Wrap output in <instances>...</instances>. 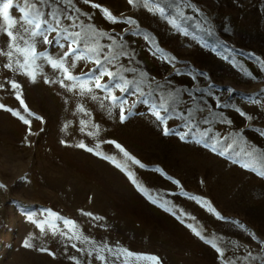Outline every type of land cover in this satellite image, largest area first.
I'll use <instances>...</instances> for the list:
<instances>
[{"label": "rangeland", "instance_id": "rangeland-1", "mask_svg": "<svg viewBox=\"0 0 264 264\" xmlns=\"http://www.w3.org/2000/svg\"><path fill=\"white\" fill-rule=\"evenodd\" d=\"M97 3L137 23L107 22L90 6ZM164 5L179 29L135 0L74 4L85 24L114 34V50L123 45L130 59L114 63L146 93L127 96L126 108L136 103L123 122L117 107L109 115L97 102L45 83L44 77L57 78L47 64L33 83L5 69L0 56V83L19 82L27 105L22 108L6 83L0 89V264H153L147 256L160 264H264V0H161ZM6 41L0 35V47ZM156 49L162 51L154 55ZM48 51L61 50L51 45ZM93 67L81 61L71 71ZM161 103L173 117L168 135L153 115ZM188 110L196 126L182 138L188 129L179 113ZM205 128L213 139L201 137ZM117 143L144 167L125 158ZM227 143L235 150L222 155ZM59 218L75 221L69 236L82 239L37 227L48 219L67 230ZM26 239L32 247L24 246Z\"/></svg>", "mask_w": 264, "mask_h": 264}, {"label": "snow or ice", "instance_id": "snow-or-ice-1", "mask_svg": "<svg viewBox=\"0 0 264 264\" xmlns=\"http://www.w3.org/2000/svg\"><path fill=\"white\" fill-rule=\"evenodd\" d=\"M76 2L77 0H0V35L7 37L6 43L0 47V56L4 57L7 61L3 64V67L13 74L27 77L34 83L37 75L41 74L39 72L41 64H47L54 70L57 78L50 81L47 77H44L45 83L59 84L61 87L66 88L69 92H73L81 98L86 97L87 99L95 101L101 108L108 110L109 115H111V107H117L119 110V119L123 122L127 118V115L130 114L131 107H134L136 103V101H133L132 105L126 108L125 105L129 103L127 96L129 94L133 96L139 94L143 97L146 93L138 85H135L133 80L123 75L122 65L114 63L118 62L121 56L130 59L128 53L123 50V45L119 46V50H114L116 47L114 34L109 35L106 32L96 30L92 24H85L80 19V10L74 6ZM83 2L90 4V0H83ZM135 2L142 5L153 16L164 18L168 20V23L179 29L177 16H171L167 10L170 5L161 6V0H135ZM128 3L132 5L134 0H128ZM53 5H56V8H53ZM90 6L100 10L103 18L112 24L137 23L132 17H127L124 21H121L107 8H102L98 3L91 4ZM10 10L18 11L20 14L19 17L14 18L10 16ZM196 11H199V9H196ZM83 15L88 20H91L89 13H83ZM179 15L183 16V13H179ZM170 16L171 18H169ZM184 19H188V17L185 16ZM123 31L128 32L130 30L126 28ZM141 31L139 27L135 30L136 34H139ZM181 31L184 35H187L186 30ZM104 37H107L112 42L107 45H100L99 39ZM144 39L148 40L149 37L145 35ZM41 45L44 46L43 49L40 48ZM51 45H55L61 50L59 55H53L48 51V46ZM105 49H107V52H105ZM156 51L162 50H154V55ZM69 60H71V63H69ZM81 61L86 64L92 63L95 67L88 69L87 72H81L79 75L73 74L71 69L75 68ZM5 83L8 85L9 90L13 92L15 98L20 102L22 108L26 110L27 105L22 98L23 86L12 78H7ZM5 83H0V89L5 87ZM117 92L120 95H117ZM142 102L147 103L148 101L143 100ZM0 108H4V105L0 104ZM8 110L11 111V109ZM77 111L83 113L85 116L91 115L83 105H78ZM16 114L19 115V112ZM240 114L245 115L244 113ZM153 115L157 121L164 125V134H170L172 130L167 126V122L173 117L169 113V106H166L164 103L159 104ZM179 117L185 121L184 127L188 129L182 137L184 138L190 135L196 126L193 123L195 116L191 110H188L186 113L180 112ZM38 119L42 118L38 117ZM24 122L27 124L31 123L29 120H25ZM79 123V130L84 132L87 127V121L82 119ZM196 123L198 124L199 122L197 121ZM204 123L208 124L209 121L205 119ZM225 123H228V121H225ZM96 127L98 128L99 126L97 125ZM211 132V128H205L200 135L202 138L211 140L213 139V136L210 135ZM87 134L95 135L94 132H88ZM77 147L86 149L89 152L93 151L91 147H88L84 143L78 144ZM115 147L131 163L140 168L144 167L138 159L130 156L121 145L117 143ZM234 150V144L227 143L225 145V152L221 154L223 155L228 151ZM245 155L251 156V153H245ZM112 162L115 164V160ZM117 167H120V165H117ZM244 167H248V165L245 164ZM127 174L131 178V182L141 192H144V188L140 187L136 179L132 177V173L129 171ZM261 174L264 175V172ZM177 183L179 182L177 181ZM185 195L188 194L185 193ZM149 198L151 199V196ZM191 198L193 200L203 199L195 196ZM46 211L54 217L57 216L51 210ZM209 211L216 212L214 208H210ZM85 215L97 220L101 219L100 217H93L92 213H85ZM216 215L219 216L220 213L216 212ZM28 219L30 221L33 220V216L29 215ZM59 219L62 220L64 229L67 230H62L58 224L48 219L38 221L37 227L41 232H44L47 228L53 235H63L68 239H82V237L75 235V233H73V236H69V231H72L76 225L75 221L63 218ZM189 227H192V225H189ZM193 231L196 232V235H200L195 228H193ZM24 246L32 247L27 239L24 241ZM41 250L47 251V249ZM109 251L112 250L109 249ZM96 258L101 261L107 259V257L99 255ZM145 258L153 261V264H160L158 257L147 256Z\"/></svg>", "mask_w": 264, "mask_h": 264}]
</instances>
